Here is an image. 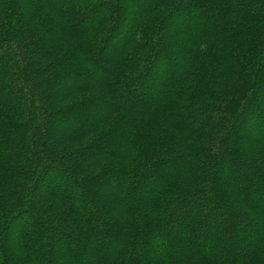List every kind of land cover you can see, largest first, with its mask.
Instances as JSON below:
<instances>
[{
  "label": "trees",
  "instance_id": "1",
  "mask_svg": "<svg viewBox=\"0 0 264 264\" xmlns=\"http://www.w3.org/2000/svg\"><path fill=\"white\" fill-rule=\"evenodd\" d=\"M0 264H264V0H0Z\"/></svg>",
  "mask_w": 264,
  "mask_h": 264
}]
</instances>
